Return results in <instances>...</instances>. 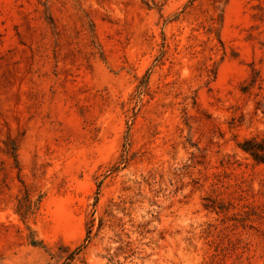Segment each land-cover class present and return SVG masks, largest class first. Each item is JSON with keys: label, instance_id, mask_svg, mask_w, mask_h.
I'll return each instance as SVG.
<instances>
[{"label": "rangeland", "instance_id": "rangeland-1", "mask_svg": "<svg viewBox=\"0 0 264 264\" xmlns=\"http://www.w3.org/2000/svg\"><path fill=\"white\" fill-rule=\"evenodd\" d=\"M0 264H264V0H0Z\"/></svg>", "mask_w": 264, "mask_h": 264}, {"label": "trees", "instance_id": "trees-1", "mask_svg": "<svg viewBox=\"0 0 264 264\" xmlns=\"http://www.w3.org/2000/svg\"><path fill=\"white\" fill-rule=\"evenodd\" d=\"M256 144H254V143H252V142H249V143H247L244 147H243V149H244V151H246V152H249V153H251L252 155H254L255 157H257V151H258V149H262V148H259V145H256V147H258V148H252V146L254 147Z\"/></svg>", "mask_w": 264, "mask_h": 264}]
</instances>
